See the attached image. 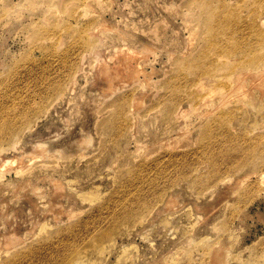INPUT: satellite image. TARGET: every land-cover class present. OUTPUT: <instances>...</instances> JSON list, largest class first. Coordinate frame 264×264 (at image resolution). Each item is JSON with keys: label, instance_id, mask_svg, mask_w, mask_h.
<instances>
[{"label": "rangeland", "instance_id": "obj_1", "mask_svg": "<svg viewBox=\"0 0 264 264\" xmlns=\"http://www.w3.org/2000/svg\"><path fill=\"white\" fill-rule=\"evenodd\" d=\"M216 1L241 13L232 37L252 55L257 32L245 23L263 32L264 6ZM203 10L0 0V130L12 128L0 139V264H64L77 251L82 264L124 253L123 264H210L219 242L224 264H264V88L244 52L218 55L241 68H218L208 84L180 68L209 37ZM235 76L244 92L206 94ZM174 83L195 95L174 94ZM94 188L100 199L86 200ZM103 232L100 255L92 243Z\"/></svg>", "mask_w": 264, "mask_h": 264}, {"label": "bare ground", "instance_id": "obj_2", "mask_svg": "<svg viewBox=\"0 0 264 264\" xmlns=\"http://www.w3.org/2000/svg\"><path fill=\"white\" fill-rule=\"evenodd\" d=\"M194 3H197L198 6L200 5H203L204 7V10L202 11L203 12V16H202V19L203 21L205 22L206 24V27H207V34L209 35V37L203 41V48L201 50V52L197 55V57H195L194 59L192 60H189V61H184L180 64V68H192L193 70H197L198 73L200 72L201 75H199L201 77V80L203 83L205 84H208V83H211L212 81H216V80H220L218 79V76L217 74L221 72V68L223 69L222 71H227L229 70L231 73H234V74H237L239 72V69L241 68L238 65H234V67H231L229 66L226 62H222V61H218L219 60V57L218 55H221V56H225L224 54H227L229 53L230 55L231 54H238V53H241V52H244V54H248V50H246L244 48V45L243 43H237V40H235L234 37V33H236L237 31V28H236V25H238L239 21H241V16L239 14V12L235 9H232L230 7H226L224 4H221L219 2H217L216 0H192ZM251 1V0H250ZM254 1L253 4L255 3V0H252ZM205 2V3H204ZM258 2V0H257ZM252 4V5H253ZM262 7L264 6V0H259V3ZM260 5L258 7V11L257 12H262ZM256 6V5H255ZM202 8V7H200ZM264 8V7H263ZM256 9V8H254ZM264 10V9H262ZM254 12V11H253ZM253 15V13H250ZM254 14H256L254 12ZM262 14H258L259 17H261ZM253 17H256V15H254ZM256 19V18H254ZM258 24V23H257ZM245 25H248L249 28H256V32H257V45L256 47H254L255 51L254 53H252V55H249L248 56V59H246V66L247 68L249 69L248 72H251L252 75H253V78H252V83L253 84H258V83H261L263 85V88H264V71L262 69H264V31L262 32L260 29H262L263 27H257L258 25H256L255 22H250V24L248 23H245ZM261 25V22L259 23V26ZM229 38V43H227L225 46L222 45L223 44V41H221L220 38ZM228 41V40H227ZM249 46L252 48L253 46L251 45V43L249 44ZM126 50V48H125ZM135 51V50H134ZM137 52H140V51H137ZM135 53V52H133ZM137 54V53H136ZM139 54V53H138ZM145 54V53H144ZM134 55V54H133ZM124 56V55H123ZM126 58V57H125ZM243 62V61H242ZM222 63V64H221ZM224 63V64H223ZM243 65V64H241ZM218 68H220L218 70ZM231 69V70H230ZM196 71V72H197ZM217 72V74H216ZM229 72V74H231ZM115 73V72H113ZM118 74V73H117ZM117 74H113V77L114 75H117ZM229 74H225L226 75V78H228V75ZM249 74V73H248ZM248 74H243L242 75L244 76H247ZM224 75V76H225ZM117 78V77H116ZM244 78V77H243ZM111 79V78H110ZM221 80H223V78H221ZM225 80V79H224ZM243 80V79H242ZM226 81V80H225ZM251 83V82H250ZM249 83V84H250ZM225 84L228 88H230L231 90L232 89H237L238 91H242L244 88H245V81H240V78L235 76L234 77V81L232 82V84L229 85L228 82H220V83H217L215 85L214 88H211V90L209 89L208 93L206 94H209V95H213L215 94L217 91V89L219 87H217L218 85H223ZM203 85V84H202ZM197 86H199L197 84ZM196 86V87H197ZM252 84L249 86L251 88ZM195 87V88H196ZM201 87V86H200ZM210 88V87H208ZM184 90H185V93L187 95V97H193L195 94L193 92H191L190 90H188V92L186 91V87H183L182 84L178 83L175 85L174 83V94H178V96H180V94H184ZM199 91V89H197ZM246 90V89H245ZM243 90V92L245 91ZM264 92V91H263ZM61 97V96H60ZM202 99V98H201ZM200 99V100H201ZM57 100V99H56ZM206 101V100H205ZM203 101V102H205ZM55 104V102H54ZM243 108V107H242ZM244 111V109H243ZM245 115V114H244ZM243 115V116H244ZM228 118H229V115L228 114H225L223 117H221L220 121L218 123H216V125H214L213 127V132H215V136H213L215 139L219 138L220 137V133L217 132V129H220L222 131V129L225 127V125L228 123ZM5 124V123H4ZM3 124V125H4ZM12 126V125H11ZM131 128V127H129ZM20 129H18L17 131H19ZM5 132V133H4ZM12 132V128H10V130H0V139H3V136L4 134L6 135H9L10 133ZM16 133V131H15ZM11 135V134H10ZM12 136V135H11ZM14 136V135H13ZM5 137V136H4ZM16 137V136H14ZM13 138V137H12ZM1 147V146H0ZM2 150H5V149H0V152ZM2 153V152H1ZM217 155H215L216 157ZM8 163V162H7ZM1 164V163H0ZM54 167V166H53ZM68 181V180H67ZM95 189V188H94ZM88 192V191H86ZM89 194L88 195H85L86 196V200L89 199V201H95V200H99L100 199V193L98 190H92L91 192L89 191L88 192ZM84 196H82L83 198H85ZM82 199V198H81ZM83 200V199H82ZM170 204V203H169ZM172 205V204H170ZM165 207V206H164ZM166 208V207H165ZM169 211V210H168ZM132 214V213H131ZM130 214V215H131ZM134 216V215H133ZM139 217L141 218L142 216L139 215ZM129 218V217H128ZM200 218V217H199ZM132 219V218H130ZM196 222V221H195ZM195 225V224H194ZM197 225V224H196ZM190 226V225H189ZM176 230V229H175ZM106 232H103L100 236L101 238H99L97 235L96 236V241L95 240V237L93 238V243H97V245H94L96 246V248H94V253L97 252L96 254H99L100 255L102 254V252L105 250L106 248V243L104 241H102V237L105 235L106 237H110L111 233L110 232H107L108 236L106 234H104ZM104 234V235H103ZM110 235V236H109ZM104 236V237H105ZM8 237V236H7ZM10 237V236H9ZM98 237V238H97ZM173 237V236H172ZM6 238V237H5ZM229 238V237H228ZM8 240V238H6ZM98 239V241H97ZM100 239V240H99ZM102 239V240H101ZM5 240V239H4ZM105 240V238H104ZM210 240V239H209ZM9 241V240H8ZM204 241V239H203ZM6 242V241H5ZM188 242V241H187ZM191 242V241H190ZM200 242L202 243L201 239H200ZM199 242V243H200ZM219 242V241H218ZM189 243V242H188ZM198 243V242H197ZM204 243H207L204 242ZM220 243V244H219ZM217 244H215V246L212 248V251L210 252V264H224V249H223V245L221 244L222 242H219ZM5 244V243H4ZM191 244V243H189ZM195 244V243H194ZM10 245V243L8 244ZM7 245V246H8ZM4 246V245H3ZM135 249V248H134ZM14 250V249H13ZM85 250V249H84ZM83 250V251H84ZM179 250V249H178ZM134 251V250H133ZM182 251V250H180ZM11 252V251H10ZM78 252V253H77ZM77 258H73V259H69L67 260L64 264H82V256H85L83 255L82 251H77ZM86 253V250L84 251ZM125 252V251H124ZM123 252V253H124ZM84 253V254H85ZM93 253V252H91ZM93 253V254H94ZM7 254V253H6ZM125 254V253H124ZM123 254V255H124ZM128 254V253H127ZM137 254V253H136ZM92 254H90V257H91ZM121 255L118 257V260L116 261L117 264L121 262V264H123V261H124V256ZM133 255V253H132ZM168 255V254H167ZM130 256V255H129ZM89 257V255H88ZM137 257V256H136ZM234 257V256H233ZM91 260L93 259V261L95 260L94 259V256H92V258H90ZM89 259V261H90ZM97 259V257H96ZM117 259V258H116ZM87 263H92L91 262H88V260H86ZM127 261V260H125ZM97 262V261H96ZM95 262V263H96ZM226 262V261H225ZM86 263V262H85ZM99 263V262H98ZM169 263V262H168ZM171 263V262H170ZM176 263V262H174Z\"/></svg>", "mask_w": 264, "mask_h": 264}]
</instances>
